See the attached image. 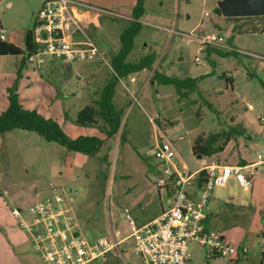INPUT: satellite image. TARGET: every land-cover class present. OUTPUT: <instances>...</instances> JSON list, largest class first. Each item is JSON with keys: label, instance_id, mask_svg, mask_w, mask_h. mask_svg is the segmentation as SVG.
Returning a JSON list of instances; mask_svg holds the SVG:
<instances>
[{"label": "rangeland", "instance_id": "rangeland-1", "mask_svg": "<svg viewBox=\"0 0 264 264\" xmlns=\"http://www.w3.org/2000/svg\"><path fill=\"white\" fill-rule=\"evenodd\" d=\"M104 1H92L108 13L87 30L107 63L100 59L66 63L43 55L40 66L27 62L18 77L24 56H0V114L10 106V94H16L24 108L53 119L71 139L104 140L99 153L89 156L34 131L14 129L0 135V264H45L29 229L21 227L12 212L23 209L22 217L27 218L25 210L51 196L53 185L66 192L81 232L91 240L110 236L116 228L128 231L131 223L125 209L139 225L157 219L173 202L168 188L159 184L164 170L172 167L152 156L156 143L165 140L163 133L179 152L178 162L191 172L201 166L192 151L195 139L230 127L246 128L245 134L235 136L224 153L212 159L230 165L245 160L250 166L264 159V15L227 19L217 12L222 0H146L142 29L127 61L136 63L152 53L156 61L151 69L121 81L109 64L121 48L120 34L130 22L126 17L132 0ZM42 3L0 0V33L6 41L25 48ZM211 33L226 36L240 55L208 53L209 46H202L200 39ZM156 73L203 78L197 92L179 99L173 85L155 82ZM112 83L121 123L109 137L104 131L110 126L102 119L99 127L104 131L76 120L80 109L98 100ZM177 134L181 136L173 139ZM254 170L251 187L232 177L224 187L215 188L209 207L212 230L240 249V259H210V248L190 243L189 264H264V165ZM116 259L119 264H143L131 242L115 248L99 264Z\"/></svg>", "mask_w": 264, "mask_h": 264}, {"label": "built area", "instance_id": "built-area-1", "mask_svg": "<svg viewBox=\"0 0 264 264\" xmlns=\"http://www.w3.org/2000/svg\"><path fill=\"white\" fill-rule=\"evenodd\" d=\"M77 7H81L79 10ZM108 11L75 0H43L31 28L32 37L38 50L28 59L29 63L40 66L43 55L66 63L88 62L97 59L107 63L103 52L88 34L91 25L98 26L100 16ZM226 36L211 33L200 39L202 46H218L233 50ZM0 39L5 40L3 31ZM114 76L122 81L111 64ZM165 140L158 141L152 156L169 164L165 178L159 181L168 188L172 206L148 223L139 225L125 209L130 229H113L110 236L88 239L81 232V223L73 209L66 203L64 191H56L46 199L30 206L22 217V210L12 212L19 224L29 229L35 250L40 252L45 264H96L103 261L115 248L131 242L133 252L143 264H189L190 243L210 248L208 257H226L236 260L240 249H235L222 240V236L211 228L209 210L212 192L224 187L234 177L244 187L251 186L255 168L264 165V159L249 167L221 164L212 158L202 157L201 166L191 172L178 159L181 158L172 141L163 133ZM175 153V156H174Z\"/></svg>", "mask_w": 264, "mask_h": 264}, {"label": "trees", "instance_id": "trees-1", "mask_svg": "<svg viewBox=\"0 0 264 264\" xmlns=\"http://www.w3.org/2000/svg\"><path fill=\"white\" fill-rule=\"evenodd\" d=\"M146 0H137L132 10V15L128 25L122 30L120 34L121 48L116 52L111 59V66L114 72L120 78L129 77V75L141 72L143 70L151 69L156 61V53L145 55L136 63L128 62V56L134 48L135 39L142 29L141 19L145 15V2ZM217 12L222 15V11L217 8ZM254 19L259 16L252 17H228L227 19ZM238 28V26H236ZM38 46L35 44L32 37L31 29L28 30L26 35L25 48H21L14 43L0 39V56L4 55H22L23 62L18 69L17 75L21 76L23 67L26 66L28 59L31 55L35 54ZM215 51L220 55H240L236 50L223 49L218 47L209 46L208 53ZM116 77V76H115ZM200 78H179L170 76L164 73H156L154 76L155 82L164 85H173L179 96V99L187 98L191 93L197 92L199 89ZM231 82V81H230ZM115 83L107 85L103 90L98 100L93 104L86 105L78 113L76 122L81 125L99 127V119L107 122L110 130L106 132L107 136H113L120 128L121 119L113 103L115 94ZM10 106L6 111L0 114V135L14 129H23L34 131L40 136L44 137L49 142H56L69 151L84 153L89 156H96L101 150L104 140L98 136H80L77 139L68 137L61 127L53 120L45 118L40 115L36 110H29L24 108L18 101L17 95L10 94ZM246 128L230 127L228 130H221L210 134L199 135L192 146V151L196 156L215 158L225 151L226 146L233 140L235 136L244 135ZM246 256V252H242ZM240 259L237 258L238 261ZM119 264L118 259H116Z\"/></svg>", "mask_w": 264, "mask_h": 264}, {"label": "water", "instance_id": "water-1", "mask_svg": "<svg viewBox=\"0 0 264 264\" xmlns=\"http://www.w3.org/2000/svg\"><path fill=\"white\" fill-rule=\"evenodd\" d=\"M219 9L224 17H252L264 15V0H222L219 2ZM177 134L173 139L178 138ZM199 159L202 156H197ZM225 241V237H222Z\"/></svg>", "mask_w": 264, "mask_h": 264}, {"label": "crops", "instance_id": "crops-1", "mask_svg": "<svg viewBox=\"0 0 264 264\" xmlns=\"http://www.w3.org/2000/svg\"><path fill=\"white\" fill-rule=\"evenodd\" d=\"M76 2H79V3H85V4H89V5H92V6H94V7H97V5H95L94 3L95 2H102V3H104V2H106V1H102V0H75ZM94 3H93V2ZM137 2H136V0H132V2L130 3V5H129V7H130V15H128L126 18L127 19H131V15H132V10H133V7L135 6V4H136ZM115 4V3H114ZM116 4H117V6L119 5V6H121L122 5V2H119V1H116ZM110 5H112V4H110ZM79 10H81L82 8L81 7H77ZM97 8H99V7H97ZM113 103H114V98H113ZM114 105H115V103H114ZM81 110V109H80ZM79 113V112H78ZM224 153V152H223ZM223 153H221V154H223ZM263 159H260V160H258V161H255V163L254 164H256V163H258V162H260V161H262ZM240 165H231V166H241V167H249V168H251L250 167V165L249 164H247L246 163V161L245 160H243V161H240ZM226 165H230V164H226ZM255 173V172H254ZM251 187V186H250ZM249 188V187H248ZM18 210H22L23 211V209H18ZM210 218H211V221L213 220V215H212V213H211V215H210ZM211 224H212V222H211ZM223 237H225V239H226V236H224L223 235ZM106 259V258H105ZM105 259H103V261H101V262H98V263H96V264H99V263H102V262H105Z\"/></svg>", "mask_w": 264, "mask_h": 264}]
</instances>
